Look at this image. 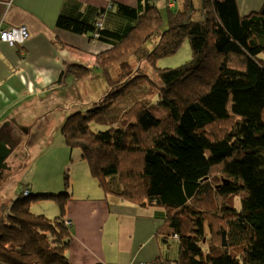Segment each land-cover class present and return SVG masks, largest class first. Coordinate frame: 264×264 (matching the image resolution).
<instances>
[{
    "label": "trees",
    "instance_id": "trees-1",
    "mask_svg": "<svg viewBox=\"0 0 264 264\" xmlns=\"http://www.w3.org/2000/svg\"><path fill=\"white\" fill-rule=\"evenodd\" d=\"M65 7L56 27L108 45L93 67H69L74 82L96 75L101 89L60 128L82 175L163 211L155 264H264V4L243 15L237 0H138L109 22ZM186 41L188 60L157 65ZM66 190L24 188L2 206L0 264H70ZM43 199L60 215L31 212Z\"/></svg>",
    "mask_w": 264,
    "mask_h": 264
},
{
    "label": "crops",
    "instance_id": "crops-1",
    "mask_svg": "<svg viewBox=\"0 0 264 264\" xmlns=\"http://www.w3.org/2000/svg\"><path fill=\"white\" fill-rule=\"evenodd\" d=\"M237 2L243 15L264 4V0ZM120 4L137 7L138 0H0V29L25 26L29 33L22 44L10 46L0 42V138L18 142L19 138L14 135H20L19 131L28 133L27 122L16 116L20 113L21 102L27 101L25 111L32 107L33 99H27L61 97L65 92H68L65 97L87 96L86 93L81 95L69 67L87 60V66L93 67L95 55L108 45L92 39L88 33L79 35L56 27L55 21L62 7L65 5L69 13L82 10L91 21L103 12L105 22H109L118 14ZM95 91L98 90L95 88ZM45 101L49 102V99L43 98L42 102ZM15 119L19 122L15 123ZM4 124L11 128H3ZM86 174L85 171L82 178L85 177L87 191L79 194L78 201L67 202L66 216L72 221L70 264H124L153 260L158 252L156 232L159 227L154 218L162 211L108 195Z\"/></svg>",
    "mask_w": 264,
    "mask_h": 264
},
{
    "label": "rangeland",
    "instance_id": "rangeland-1",
    "mask_svg": "<svg viewBox=\"0 0 264 264\" xmlns=\"http://www.w3.org/2000/svg\"><path fill=\"white\" fill-rule=\"evenodd\" d=\"M161 1L162 0H159V4H161ZM193 3L198 7L200 0H193ZM197 15L196 13L195 16ZM190 56L191 50L186 41L177 54L167 57L162 62L157 63V65L167 67L177 66L188 60ZM82 64L88 65L89 61H84ZM93 73H97V71L95 70ZM151 75L153 74L150 71V78L152 77ZM97 78L96 75H90L84 80L77 82L81 95L86 93L87 96L85 97H65V95L68 94V92H65L61 97L31 98L27 100L32 101L33 99L32 107L26 109L27 111H25L27 101L20 103V113H16V116H19V120L27 122L28 126L26 128L28 133L20 131L18 138H24L22 142L10 140L13 144L10 158L8 157L7 159L10 169L4 170L0 177V216L2 214V206L9 205L15 197L22 193L24 188H27L30 193L45 192L53 194L59 192L67 193L68 190L66 189L69 188L71 192L69 196L70 204L78 201L79 194H83L87 191L85 177L82 178V171L85 170V166L81 162L79 152L77 150H70V148H67L62 142L60 128L76 105H80L79 107L82 108L83 106H87L88 101L92 102L98 98L101 89H99L97 94L94 82ZM92 91L94 92L93 95H91ZM43 98L46 100L49 99V102H42ZM47 110L49 111L47 112ZM41 111H43L42 114L40 113ZM70 111L71 113L66 115V113ZM19 120L15 119V123L19 122ZM60 121H62V123L58 125ZM7 126L11 128L9 124H4L3 128ZM31 135L37 136L31 137ZM27 141H29V143H24ZM16 153L23 154V159L21 155L17 162L12 161L14 157L17 158ZM41 171L46 175H50L47 182L45 174H42ZM65 174L69 177V187L63 185ZM94 189H96V187H94ZM69 203L66 208V214L69 210ZM30 210L36 214H43L48 218L60 215V210L56 202L50 199L32 201ZM161 218L159 214H156L154 218L158 226L161 224ZM156 240L158 241L157 236ZM64 253L68 255V258L71 257L69 254V247Z\"/></svg>",
    "mask_w": 264,
    "mask_h": 264
},
{
    "label": "built area",
    "instance_id": "built-area-1",
    "mask_svg": "<svg viewBox=\"0 0 264 264\" xmlns=\"http://www.w3.org/2000/svg\"><path fill=\"white\" fill-rule=\"evenodd\" d=\"M97 26L101 27V23H98ZM29 33L25 26H13L9 28L0 29V42L7 43L10 46L16 44H22L28 38ZM95 38L98 36L97 33L93 35ZM149 264H153L148 262ZM134 264H144V263H134Z\"/></svg>",
    "mask_w": 264,
    "mask_h": 264
},
{
    "label": "water",
    "instance_id": "water-1",
    "mask_svg": "<svg viewBox=\"0 0 264 264\" xmlns=\"http://www.w3.org/2000/svg\"><path fill=\"white\" fill-rule=\"evenodd\" d=\"M13 144L6 138H0V177L2 171L5 169H10L6 163V159L12 152Z\"/></svg>",
    "mask_w": 264,
    "mask_h": 264
},
{
    "label": "clouds",
    "instance_id": "clouds-1",
    "mask_svg": "<svg viewBox=\"0 0 264 264\" xmlns=\"http://www.w3.org/2000/svg\"><path fill=\"white\" fill-rule=\"evenodd\" d=\"M6 162H7V159H6ZM149 262H151V263L155 264L154 262H152V260H151V261H149ZM140 263H148V262H140ZM124 264H128V263H124ZM133 264H134V263H133Z\"/></svg>",
    "mask_w": 264,
    "mask_h": 264
},
{
    "label": "flooded vegetation",
    "instance_id": "flooded-vegetation-1",
    "mask_svg": "<svg viewBox=\"0 0 264 264\" xmlns=\"http://www.w3.org/2000/svg\"><path fill=\"white\" fill-rule=\"evenodd\" d=\"M7 163V165H8V162H6ZM8 167H9V165H8ZM5 170H7V169H5ZM4 171V170H3ZM3 171H2V173H3Z\"/></svg>",
    "mask_w": 264,
    "mask_h": 264
}]
</instances>
